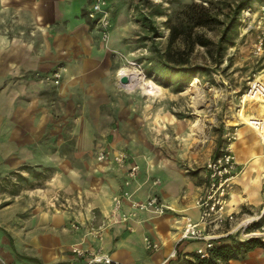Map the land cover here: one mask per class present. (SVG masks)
I'll list each match as a JSON object with an SVG mask.
<instances>
[{
  "label": "crops",
  "instance_id": "crops-1",
  "mask_svg": "<svg viewBox=\"0 0 264 264\" xmlns=\"http://www.w3.org/2000/svg\"><path fill=\"white\" fill-rule=\"evenodd\" d=\"M90 2L0 0V176L22 166L49 168L53 172L46 179L53 181V189L63 188L78 202L72 211L55 213L24 191L0 190V261L7 264H82L93 254H107L122 264H169L177 258L171 256L173 250L190 256L203 246L181 238L184 217H200L195 200L205 189L206 169L195 181L178 161L166 157L126 151L123 167L112 158L126 148H149L137 139L142 131L136 133L147 115L125 105L112 76L114 60L87 16ZM108 8L110 45L115 48L123 29L133 25L121 0H109ZM57 70L59 84L43 79ZM248 104L246 113L257 116ZM241 125L234 147L239 174L229 209L257 212L264 169L256 165L255 171L243 173L247 162L253 166L254 153L264 165V145L251 127ZM98 149L109 150V157L99 161ZM137 163V175L126 187L128 168ZM43 175L24 178L41 180ZM126 188L137 201L158 196L165 212L136 210L127 200L115 211L113 198ZM145 237L158 247L147 248ZM75 246L82 255L73 252ZM228 264H264V245L243 249Z\"/></svg>",
  "mask_w": 264,
  "mask_h": 264
},
{
  "label": "rangeland",
  "instance_id": "rangeland-1",
  "mask_svg": "<svg viewBox=\"0 0 264 264\" xmlns=\"http://www.w3.org/2000/svg\"><path fill=\"white\" fill-rule=\"evenodd\" d=\"M241 1L121 0L122 6L129 11L128 18L133 27L123 29L124 36L119 37L115 48L110 45V39L107 44L104 42V47L110 52L116 65L112 76L117 87L123 91L125 105L147 115L141 118L136 133L139 130L143 132L137 133V139L145 141L149 147L140 150L126 148L125 152L134 156L141 152L159 159L166 157L178 161L186 169V174L198 181L205 170L206 160L219 151L226 134L234 126H238L239 131L244 122H239L238 113L248 104L242 103V96L253 74L264 68V46L263 50L258 49L261 28L258 27V17L254 16L261 0L252 2L251 15L242 11L238 16L237 26L226 36H222ZM107 2L109 5V0ZM192 2L206 6L213 2L221 23L212 28L195 29V32L208 38L207 46L197 43L190 50L191 42L185 40L186 34L180 35L169 45L171 26L179 25L177 15ZM169 16L172 17L170 23L167 21ZM153 26L157 29H153ZM219 42L222 44L219 45ZM171 50L174 53L168 59L170 64H175L174 60L182 58L190 50V63L209 71L197 73L190 79L177 72L163 71L160 75L162 70L158 56ZM122 67H126L127 73L119 76L118 72ZM51 73L53 72L44 74L46 82H51L46 79ZM123 76L129 78L128 83L121 82ZM196 78L197 82L191 87ZM148 80H153L161 87L156 95L145 91L141 82ZM257 106L258 104L253 105L249 111H256ZM178 122L186 126L179 127ZM108 151L98 149L96 158L102 161L99 154ZM136 165L139 169V164ZM37 172L44 174L41 180H25V176L32 177ZM52 172L53 170L42 166H22L0 176V190H12L14 194L24 191V196L34 198V201L43 200L45 208L55 213L74 210L73 207L78 202L66 195L63 188L53 189V181L46 179ZM156 180H152V183ZM39 192H48L47 197H38ZM1 199L4 197H0V204H3ZM14 199L16 198L13 196L7 200Z\"/></svg>",
  "mask_w": 264,
  "mask_h": 264
},
{
  "label": "built area",
  "instance_id": "built-area-1",
  "mask_svg": "<svg viewBox=\"0 0 264 264\" xmlns=\"http://www.w3.org/2000/svg\"><path fill=\"white\" fill-rule=\"evenodd\" d=\"M243 11L248 15L252 12V9L248 8ZM87 16L99 30L101 40L107 44L112 27L107 0H91ZM254 16L258 17V27L261 28L258 44V49L261 51L264 46V0H261L259 10L254 13ZM46 79L59 84L61 72L59 70L54 71L46 76ZM242 98V103L260 101L264 106V68L250 78L248 88ZM251 120V126L255 129L261 143L264 145V112L260 116H253ZM238 136V126H234L226 134L225 141L219 151L206 161V186L195 200V206L200 210L199 219L194 220L191 216L184 217L185 223L181 239L202 242L203 246L196 252L201 257H208L209 250L216 241L228 235H233L240 242L252 241L264 245V183L262 188L263 200L259 211L245 210L236 212L229 209V202L236 183L235 180L239 174V163L233 146ZM109 155V151L101 152L99 159L106 160ZM112 158L119 166L123 167L127 163L129 156L126 152L118 151L112 153ZM137 171L138 166L136 164L129 166L128 179L125 181L126 187L131 185V179L136 177ZM124 200H127L131 207L136 210H145L154 214H163L167 208L158 196H151L144 201H137L133 198V192L126 188L113 198L115 211L122 206ZM227 224L230 227L226 232L224 234L219 233V229ZM144 243L147 248L155 249L158 247V244L153 243L148 237L144 238ZM73 251L79 255L83 253L78 247H74ZM176 255L177 250L175 249L171 256L175 257ZM0 264L7 263L0 261ZM82 264L122 263L113 260L107 254H93L89 260Z\"/></svg>",
  "mask_w": 264,
  "mask_h": 264
},
{
  "label": "trees",
  "instance_id": "trees-1",
  "mask_svg": "<svg viewBox=\"0 0 264 264\" xmlns=\"http://www.w3.org/2000/svg\"><path fill=\"white\" fill-rule=\"evenodd\" d=\"M254 0H242L236 7L234 16L231 18L230 22L227 23L226 27L223 30L222 36H226L228 32L237 26V19L239 14L248 8L252 7V2ZM216 5L213 2H210V5L206 6L202 3L192 2L188 4L180 15H177V20L179 25L171 26L170 34V43L171 45L180 35L185 36V40L192 45H208V38L202 34L195 32L196 28L201 27H214L221 23V20L218 18V14L215 10ZM168 23L172 21V17H168ZM153 29H157L153 26ZM222 43L219 42V45ZM190 50L187 54L177 58L175 64H170L168 59L171 58L174 53L172 50L159 55L158 59L160 60V68L162 72H177L187 76V79H190L195 74L205 73L209 71L206 68H203L200 65L190 63ZM186 57V58H183ZM168 61V62H167ZM257 242H240L234 238L233 235H228L226 237L220 238L216 241L214 246L209 250L208 257H201L197 253H191L190 256H184L183 254L177 252V258L171 261L169 264H228L229 260L237 257L241 252L239 249L248 250ZM183 255V256H182Z\"/></svg>",
  "mask_w": 264,
  "mask_h": 264
},
{
  "label": "bare ground",
  "instance_id": "bare-ground-1",
  "mask_svg": "<svg viewBox=\"0 0 264 264\" xmlns=\"http://www.w3.org/2000/svg\"><path fill=\"white\" fill-rule=\"evenodd\" d=\"M127 73V69H126V67H122L120 70H119V72H118V75L120 76V75H125ZM197 78L191 83V87H193L194 85H195V83L197 82ZM141 82V81H140ZM142 83V85L144 86V88H145V91L148 93V94H152V95H156L158 92H159V90H160V86L156 83V82H154L153 80H148V81H144V82H141ZM245 97H247V95H245ZM200 100V99H199ZM245 100V99H244ZM195 101H197L196 100V98H195ZM251 101H249V107L251 108L252 106H253V102H251ZM257 104H258V106H257V115L258 116H260V115H262L263 114V112H264V106H263V104L260 102V101H257ZM246 108H247V106H245V107H243L242 108V110H240V112L238 113V116H239V119L242 121V122H244L245 123V125L246 126H249V127H251L252 129H253V131H254V133L257 135V132L255 131V129L251 126V123H252V118H253V116H254V114H252V113H246ZM199 121V120H198ZM196 125V124H195ZM258 136V135H257ZM259 138V137H258ZM233 146L235 147V143L233 144ZM260 155L259 154H257V153H254L253 154V157H252V160H251V162H252V165L253 166H250L249 165V162H247V164H246V167H245V169H244V173L243 174H248V172H253V171H255V167H256V169H257V166L256 165H258L259 166V169H264V165H262V163H261V160H260ZM250 162V163H251ZM258 169V170H259ZM257 175H259V173L257 174ZM238 177V176H237ZM262 178H264V171L262 172V176H261ZM249 179H250V176H249ZM236 181V180H235ZM251 181V180H250ZM252 182V181H251ZM247 187V186H246Z\"/></svg>",
  "mask_w": 264,
  "mask_h": 264
},
{
  "label": "water",
  "instance_id": "water-1",
  "mask_svg": "<svg viewBox=\"0 0 264 264\" xmlns=\"http://www.w3.org/2000/svg\"><path fill=\"white\" fill-rule=\"evenodd\" d=\"M121 82L122 83H128L129 82V78L127 76H123V77H121Z\"/></svg>",
  "mask_w": 264,
  "mask_h": 264
}]
</instances>
